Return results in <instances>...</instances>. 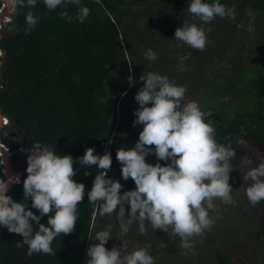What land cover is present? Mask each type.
<instances>
[{"label": "trees", "instance_id": "16d2710c", "mask_svg": "<svg viewBox=\"0 0 264 264\" xmlns=\"http://www.w3.org/2000/svg\"><path fill=\"white\" fill-rule=\"evenodd\" d=\"M147 1H154L160 6L157 13L162 10L165 23L168 19V23L179 21L181 25L184 21L189 22L179 11V0H81L90 9V15L83 23L68 22L58 15L59 11L67 10L69 15L74 16L77 12L75 6L48 12L42 0H38L35 8L15 7L10 20L1 24L0 113L8 122L1 127L0 140L12 151L8 160L12 172L20 173V183L13 184L7 193L16 202L23 200V180L27 176L29 153L21 149H30L37 142L53 147L59 155L70 154L74 159L81 157L87 147H94L95 154L103 155L107 146L112 156L108 177L120 181L124 186L121 192L135 188L130 178L127 181L122 179L121 165L116 160L117 148L134 147L137 141L127 123L135 119L133 113L139 105L134 96L143 82L139 80L130 86L126 81L128 68L140 74L143 61L139 63L137 60L138 45L153 37V33L162 37L168 35L159 19L150 15L148 21L138 22L137 16L129 12L134 6ZM219 2L227 7L235 5V18L237 14L242 16L245 6L264 16V0ZM28 11L39 18L31 32L26 31ZM232 22L233 19L217 17L210 24L202 25L194 17L193 23L210 29L204 55L175 41L174 33L169 35L175 44L180 45V51L193 54L188 61L199 68L194 76L221 61L223 54L215 46L218 36L228 31L226 29ZM233 27L236 30L237 23ZM228 35L226 33L223 37L228 38ZM125 54L129 55L128 58H125ZM173 56L175 50L165 51L158 55L157 60H147L146 63H151V67L157 70L155 73L166 75L174 82V62L170 58ZM231 60L227 76L219 77L222 80L216 79L220 84L202 83L208 94L221 91L235 94L233 100H229L230 104L220 107V102L211 98L194 101L205 113V120L213 122L219 143L229 146L237 139L244 138L264 150V48L248 50L246 60H240L238 65ZM147 68L145 65L143 71ZM148 72L151 71L148 69ZM117 76L121 79H116ZM188 82L187 78L178 85L185 86L186 98L193 100ZM207 107H210L209 111H205ZM123 129L125 138L120 140ZM109 139L113 141L110 145ZM146 161L155 164L157 159L149 155ZM160 163L163 165L165 161ZM74 168L76 175L73 179L85 185V197L78 206L79 220L74 232L59 236L52 243L56 256L41 253L29 257L26 245L17 247V242H22L23 237L0 227V264H85L88 237L93 228L91 215L94 206L88 203L87 192L91 190L98 170L95 167L83 168L78 161ZM85 171L90 174L85 176ZM0 178L5 179L1 166ZM27 203L31 208L30 199ZM31 210L39 215L36 209ZM47 219L44 216L40 223L46 224ZM102 225L98 224L94 233L100 231ZM33 227L34 230L38 228L36 225ZM212 240L211 236L207 237L205 244ZM164 249L169 254L178 250L173 242ZM215 253L217 263L226 264L223 255L219 251Z\"/></svg>", "mask_w": 264, "mask_h": 264}, {"label": "clouds", "instance_id": "9594fccd", "mask_svg": "<svg viewBox=\"0 0 264 264\" xmlns=\"http://www.w3.org/2000/svg\"><path fill=\"white\" fill-rule=\"evenodd\" d=\"M9 3L13 8H35L38 0H9ZM42 3L48 12L75 6L74 16L67 10L58 13L68 22L83 23L90 15V9L81 0H42ZM187 11L202 25L210 24L217 17L235 19V5L227 7L219 0H190ZM38 19L28 11L26 31L34 30ZM208 31L210 29L184 21L176 28L174 40L203 52L208 43ZM145 57L149 61L158 59L151 49ZM126 79L130 86L134 83L133 75ZM139 80L143 84L134 96L139 107L133 113L132 126L142 125V131L134 147L116 150L121 177L134 182L133 190L121 192L124 186L120 181L108 177L112 156L107 146L103 155L95 154L94 147H87L77 159L70 154L59 155L53 147L40 142L32 144L30 149L22 148L21 151L29 154L20 202L7 194L11 185L20 183L19 175L7 180L0 178V227L23 237L17 247L26 245L29 257L41 253L56 256L53 241L74 232L79 220L78 206L85 197V185L73 179L77 161L83 168L98 170L87 192L88 203L94 205L100 217L114 216L122 236L138 222L141 235L147 233L146 225H150L154 232L161 230L178 236L181 249L194 254V241L214 226L210 212L218 210L215 201L227 206L235 203L229 183L235 150L217 141L215 126L211 120H205L199 103L187 99V88L170 81L166 75L147 72L142 73ZM6 123L5 117L0 115V127ZM111 143L109 139L108 144ZM0 149L7 151L2 142ZM3 155L0 152V157ZM149 155H155V164L146 161ZM160 161L165 163L162 165ZM3 163L0 159V164ZM89 174L88 171L84 173L85 176ZM243 180L252 181L245 190L249 203L256 206L264 201V160L250 168ZM29 199L31 208L27 203ZM31 209H36L39 215ZM44 216L48 217L46 224L40 223ZM93 217L96 216L92 211L91 223L95 220ZM33 225L38 228L34 230ZM88 239L92 243L86 250L85 264H155V258L146 247L131 252L124 244L122 248H106L112 239L111 226L108 230L97 231L94 236L90 234Z\"/></svg>", "mask_w": 264, "mask_h": 264}, {"label": "rangeland", "instance_id": "374dc122", "mask_svg": "<svg viewBox=\"0 0 264 264\" xmlns=\"http://www.w3.org/2000/svg\"><path fill=\"white\" fill-rule=\"evenodd\" d=\"M179 1L180 13L184 14V17L189 20V23H193L194 17H191V15L188 16L189 14L186 11L187 5L190 2H188V0ZM158 7L160 6L156 4V2L147 1L146 3L142 2L134 6L132 10L129 11L132 15L137 16L138 22L148 21L150 15L155 19H159L163 28L167 29L168 34L166 37H162V35L156 36L153 33L154 38L150 37L148 40L138 45L137 60L139 63L143 61V66H140V74L136 73L132 68L130 73L128 68V76L130 74L134 76V83L132 85L139 81L140 75L142 73H147L148 69L151 72L157 71L154 67H151V63H146V57L143 58L148 48L158 53V55L164 54L165 51L175 50V56L170 57L172 58V62H174V82L178 85L188 78V84H190L191 87L190 96L193 100L211 98L220 102V107H222V105L225 107L228 106L230 104L229 100H233L235 94L222 91L220 93L212 92L208 94L204 90L202 83L220 84L216 79L222 80V78L219 77L227 76V71L231 68V63H229L231 59L232 63L235 62L238 65L240 60H246L248 50H254L256 47L264 48V16L252 12L246 6L243 7L241 12L242 16L239 17V14H237L236 18L233 19L231 23L232 25L228 26L226 29L228 31L222 32L221 35L218 36V44L215 48L221 55L223 54L221 61L214 64L211 68L201 70L194 76L199 68L193 62L192 65L191 61H188V59L191 60L193 54L183 50L180 51V45L175 44L169 38V35L175 33L176 28L180 27L181 24L179 21L168 23L169 19L165 23L161 16L162 10L157 13ZM14 9L15 8L11 5L9 12L1 18L0 26L2 23L9 21L10 14L13 13ZM169 11L172 12V9ZM162 13H164V10ZM234 23H237L236 30L233 27ZM223 30H225V28ZM226 33L229 34L228 38L225 36L223 37ZM121 41L123 43L122 38ZM202 53L204 55V52ZM225 53L227 54L225 55ZM215 55L216 54H212V56ZM127 56L129 55L125 54V58H128ZM202 57L203 56H201V58ZM166 59L167 58H165V60ZM148 62L151 61L148 60ZM145 65H147L148 68L143 71ZM169 65L168 63L166 64L167 67H169ZM116 79L121 78L117 76ZM209 108L210 107L205 108V111H209ZM222 114H224V112H222ZM127 124L128 128L132 130L138 140L139 132L142 131V125L133 127L132 121L130 120H128ZM124 132V129L120 132V140L125 138V136H123ZM227 147L235 150V157L231 160L233 171L230 173L229 180L233 189L232 196L235 203L231 206H227L218 200L215 201L218 210L210 212V217L215 221L214 226L210 231H207L202 238H197L194 241V254L190 251L181 249L180 238L178 236L173 237L161 230L154 232L150 225H146L147 233L141 235L138 222H134L130 226L128 234L122 236L120 234L118 220H116L114 216L106 215L100 217L95 207H93V216L96 217H93L95 220L91 223L93 228L90 234L94 236V229L97 228L98 224L103 223L102 228L99 229L100 231L108 230L109 226H111L112 239L107 242L106 248L109 250L113 247L122 248L124 244L127 246L128 251L131 252L133 249L146 247L149 253L155 258V264H218L215 256L216 251H219L223 255L226 264H264V201L256 206H252L245 194L246 188L251 185L252 181L243 180V176L250 168L257 166L260 161L264 160V150L254 143L247 142L244 138L237 139ZM0 159H2V157H0ZM0 166L1 172L5 174V171H2L4 170L2 164H0ZM17 174L20 176V173L17 172ZM127 212L128 206L126 205V215ZM101 220L103 221L101 222ZM210 236L213 240L205 244L206 238ZM172 242L177 246L178 250L174 254L166 253L164 247ZM91 243L92 241L89 240L88 246H90Z\"/></svg>", "mask_w": 264, "mask_h": 264}, {"label": "water", "instance_id": "95a60500", "mask_svg": "<svg viewBox=\"0 0 264 264\" xmlns=\"http://www.w3.org/2000/svg\"><path fill=\"white\" fill-rule=\"evenodd\" d=\"M0 2L2 3V8L0 9V10H2V11H0V22H1V18H3L9 12L11 4L9 3V0H0ZM0 115H1V113H0ZM0 152L4 153V155L2 157V159L4 160V163L2 165H3V168L5 170V178L7 180L8 177H10V175L12 173L11 170H10V167H9V162H8L9 149H8V152L5 151L4 149H0Z\"/></svg>", "mask_w": 264, "mask_h": 264}, {"label": "flooded vegetation", "instance_id": "af4514ba", "mask_svg": "<svg viewBox=\"0 0 264 264\" xmlns=\"http://www.w3.org/2000/svg\"><path fill=\"white\" fill-rule=\"evenodd\" d=\"M1 2H0V9L2 8V6H1ZM1 141V140H0ZM7 147H8V145H7ZM9 148V147H8ZM9 153H12V151H10L9 150ZM9 153H8V160H9ZM9 162V161H8ZM3 167V166H2ZM9 167H10V170H11V172H12V169H11V165L9 164ZM4 169V168H3ZM3 173V172H2ZM5 175V174H4ZM4 178H5V176H4ZM5 180H6V178H5Z\"/></svg>", "mask_w": 264, "mask_h": 264}, {"label": "built area", "instance_id": "2783aa9c", "mask_svg": "<svg viewBox=\"0 0 264 264\" xmlns=\"http://www.w3.org/2000/svg\"><path fill=\"white\" fill-rule=\"evenodd\" d=\"M5 119H6V121L8 122V120H7L6 117H5ZM6 124H7V123H6ZM6 124H4V125H6ZM0 143H1V141H0ZM6 148H7V146H6ZM8 149H9V148H7V152H8ZM2 171H5V170H2ZM15 175H19V174H17V173H16V174H12L11 176H15ZM19 177H20V176H19Z\"/></svg>", "mask_w": 264, "mask_h": 264}, {"label": "bare ground", "instance_id": "6f19581e", "mask_svg": "<svg viewBox=\"0 0 264 264\" xmlns=\"http://www.w3.org/2000/svg\"><path fill=\"white\" fill-rule=\"evenodd\" d=\"M0 11H2V10H0Z\"/></svg>", "mask_w": 264, "mask_h": 264}]
</instances>
